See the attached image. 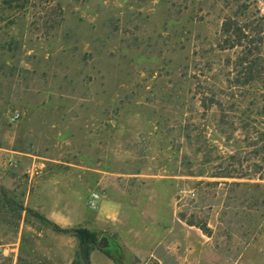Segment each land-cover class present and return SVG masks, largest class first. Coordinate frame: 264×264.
<instances>
[{"label":"rangeland","instance_id":"rangeland-1","mask_svg":"<svg viewBox=\"0 0 264 264\" xmlns=\"http://www.w3.org/2000/svg\"><path fill=\"white\" fill-rule=\"evenodd\" d=\"M57 1L45 14L0 0V264H81L44 220L118 249L91 264H264L260 181L204 164L236 152L252 173V148L201 105L227 85L234 55L216 46L236 3Z\"/></svg>","mask_w":264,"mask_h":264},{"label":"trees","instance_id":"trees-1","mask_svg":"<svg viewBox=\"0 0 264 264\" xmlns=\"http://www.w3.org/2000/svg\"><path fill=\"white\" fill-rule=\"evenodd\" d=\"M236 9L223 18L217 49L222 52H233L228 56L225 68L229 69L227 85L216 94L207 92L202 94L201 105L206 111L216 107L220 117L215 132L224 137L226 141L237 140L234 133L239 131L248 147L252 148L253 162L250 174L242 163L246 161L233 152L227 155V163L212 167L213 159L205 154V167L215 172L210 178L220 179H249L258 180L254 188H264V0L261 8L257 6L258 0H233ZM2 4L9 9L28 12L30 9L47 13L55 7H60L57 0H2ZM58 2V3H57ZM223 96V100L220 98ZM186 140H190L186 134ZM203 151V150H200ZM205 152V151H204ZM207 169V168H206ZM189 176H203L206 172L199 171L196 175L190 172ZM209 174V173H208ZM253 177V178H251ZM257 177V178H256ZM215 183V182H214ZM227 185H245L248 183H227ZM5 192L1 190V204L4 202ZM4 204V203H3ZM19 210V208H18ZM55 233L72 234L78 242V255L81 264H91V254L98 247L97 234L85 229H64L57 224L44 220ZM190 225H194L189 222ZM110 242V241H109ZM111 246L101 249L107 255L118 257V249Z\"/></svg>","mask_w":264,"mask_h":264},{"label":"built area","instance_id":"built-area-1","mask_svg":"<svg viewBox=\"0 0 264 264\" xmlns=\"http://www.w3.org/2000/svg\"><path fill=\"white\" fill-rule=\"evenodd\" d=\"M11 122H14V121H17L18 120V115H13L11 118H10ZM98 194H92L91 198H90V205L91 206H94L95 203L98 201Z\"/></svg>","mask_w":264,"mask_h":264},{"label":"water","instance_id":"water-1","mask_svg":"<svg viewBox=\"0 0 264 264\" xmlns=\"http://www.w3.org/2000/svg\"><path fill=\"white\" fill-rule=\"evenodd\" d=\"M98 247L101 249H107L111 246L109 240L106 237H102L99 241H98Z\"/></svg>","mask_w":264,"mask_h":264}]
</instances>
